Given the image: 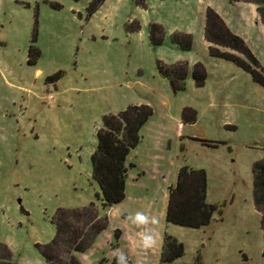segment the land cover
<instances>
[{
  "label": "rangeland",
  "instance_id": "obj_1",
  "mask_svg": "<svg viewBox=\"0 0 264 264\" xmlns=\"http://www.w3.org/2000/svg\"><path fill=\"white\" fill-rule=\"evenodd\" d=\"M92 1L0 0V243L5 245L0 246V262L10 254L15 263L44 264L37 244L55 237L57 210L92 204L107 224L95 234L84 228V249L74 253L81 264H111L117 250L126 254L128 264H158V223L142 227L130 215L114 218L117 206L107 216L91 177L90 156L101 116L147 104L152 121L166 125L159 160L166 178L144 181L149 198L145 212L159 217L162 196L157 187L165 181L166 187L173 186L184 164L205 171L206 201L216 205L206 226L167 221L161 226L162 233L183 245L173 264H264L262 213L253 195L254 165L264 164V86L250 75L241 80L243 98L212 97L210 79L201 89L186 81L185 90L174 93L157 69L159 61L173 62L174 52L166 44L170 28L184 30L181 12L204 8L209 0H146V8L133 0H104L91 14ZM133 21L140 29L129 32ZM152 22L164 29L163 44L156 47L148 40ZM34 30L40 55L30 65ZM36 68L43 75H36ZM56 72H61L58 80L45 81ZM199 105L197 122L179 126L181 108ZM201 140L221 143L207 146ZM139 194L129 189V204ZM140 228L143 235L154 233L148 247L141 245Z\"/></svg>",
  "mask_w": 264,
  "mask_h": 264
},
{
  "label": "trees",
  "instance_id": "obj_2",
  "mask_svg": "<svg viewBox=\"0 0 264 264\" xmlns=\"http://www.w3.org/2000/svg\"><path fill=\"white\" fill-rule=\"evenodd\" d=\"M104 0H93L88 7L93 13ZM233 1V0H229ZM136 6L146 8V0H133ZM257 5V12L264 24V0H252ZM140 29L137 21L131 22L129 32ZM164 29L155 22L148 24V40L154 47L163 42ZM204 37L209 43V54L216 58L228 60L248 72L252 80L264 86V68L251 52L244 40L234 34L222 18L210 7L205 10ZM36 33H32L28 46V64L32 65L40 55L35 45ZM190 33L174 31L170 35L171 44L182 51H189L192 47ZM228 50L235 51L232 53ZM159 74L169 81L174 93L184 91L188 76L187 63L178 61L157 64ZM61 72H56L45 78L46 82H55ZM207 74L202 64L196 63L191 69V78L196 87L205 83ZM153 110L147 104H131L123 110L101 116L99 128L96 131V147L90 156L91 177L99 185L101 191V207L106 210L110 206L119 204L125 197V183L127 177L126 159L129 152L140 141V130L152 116ZM197 117L196 110L184 107L181 120L193 123ZM229 127V126H227ZM207 146H216L219 141L201 140ZM253 195L255 205L262 213L264 227V164L257 162L253 168ZM216 205L206 201V173L203 169L182 165L177 172L176 183L168 189V200L165 218L168 223L188 227L200 228L212 220ZM74 221H80L82 228L75 226ZM57 233L47 244L40 248L44 264H79L74 253L81 252L85 246L84 228H90L95 233L106 227L107 217L98 216L92 204L82 209L69 210L59 208L55 216ZM0 246H5L0 243ZM64 254L69 258L65 259ZM183 254V245L171 236L164 235L158 264H173ZM0 264H20L9 259ZM111 264H115L113 259Z\"/></svg>",
  "mask_w": 264,
  "mask_h": 264
},
{
  "label": "crops",
  "instance_id": "obj_3",
  "mask_svg": "<svg viewBox=\"0 0 264 264\" xmlns=\"http://www.w3.org/2000/svg\"><path fill=\"white\" fill-rule=\"evenodd\" d=\"M207 7L212 8L222 18L228 28L234 34L240 36L244 40L246 45L249 47L251 52L255 55L261 66L264 68V24L260 20V16L257 12V5L252 2L229 0H209L204 8L199 7V10L195 9L194 11H188L187 9H185L181 12L185 20L183 24L185 25L184 30L179 26H173L172 28H170L169 35H171V33H173L174 31L190 33L193 38L192 47L189 51H182L177 46L171 44L169 36V43H167L166 46H168L170 50L174 52L172 63L178 61H184L187 63L188 76L186 81L190 88L201 89L205 86L206 81L210 79V94L213 95L212 97H221L223 99H228V97L230 96L242 97L243 93L241 80L248 81V79L250 78V74L231 61L216 58L209 54V43L204 37L205 10ZM228 51L236 53L232 50ZM196 63L202 64L207 74L205 83L201 87H196L194 81L191 78V69ZM35 73L38 76L43 75V70L40 68H36ZM49 75L50 74H47V76ZM6 83L8 84V86H13L11 82L6 81ZM17 87L19 89L22 88L21 86ZM163 95V100H161V109L163 111L162 117L163 119H165L166 93L164 92ZM208 105L209 107L213 106V102H209ZM184 107L186 106H183L181 108V111ZM187 107L195 109L197 115L198 113H200L199 109L201 108V105ZM151 117L140 130L139 143L129 152L126 159L127 177L125 183V197L119 204L107 208L106 212L108 216L112 208L117 206L115 207V213H112V215L115 216L114 218L124 217L125 219L129 217V215L133 218L136 213H143L146 217L149 218L150 222L139 225H141L142 227H148L158 223L157 226L159 228L156 235L158 240L161 241L162 249L165 232H161V226L166 222L165 214L168 200V189L169 187H171V185L166 187L165 181L163 186L159 184L157 187L158 189H160V194L162 196V204L160 205L158 218L156 217V214L150 215L147 211L145 212L144 208V201L148 198L147 196H145L144 192L147 189V186L143 184L144 181H146L147 179L159 180L162 178L164 180L166 178V170L163 168L162 163L159 161L160 159H162L160 153L163 151L166 143V125L158 121H152ZM196 122L197 118L193 123H184L182 122L180 116V122L178 124L179 126H187L193 125ZM129 189L138 191L140 193L139 196L134 197V200L131 199L133 202L132 204H129ZM156 219H158V221H156ZM138 234L143 235L144 230L140 228ZM79 264L81 263L79 262Z\"/></svg>",
  "mask_w": 264,
  "mask_h": 264
},
{
  "label": "clouds",
  "instance_id": "obj_4",
  "mask_svg": "<svg viewBox=\"0 0 264 264\" xmlns=\"http://www.w3.org/2000/svg\"><path fill=\"white\" fill-rule=\"evenodd\" d=\"M133 222L138 224H146L149 223V218L146 217L143 213H136L133 217ZM149 230H146V233ZM154 243V233L152 235L145 234L141 236V245L144 247L150 246ZM113 258L115 260V264H128V258L123 251L117 250L113 254Z\"/></svg>",
  "mask_w": 264,
  "mask_h": 264
}]
</instances>
